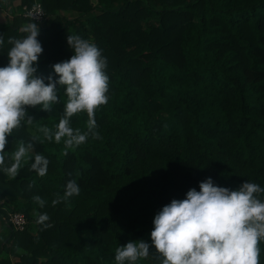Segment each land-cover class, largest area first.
I'll list each match as a JSON object with an SVG mask.
<instances>
[{
    "label": "trees",
    "instance_id": "obj_1",
    "mask_svg": "<svg viewBox=\"0 0 264 264\" xmlns=\"http://www.w3.org/2000/svg\"><path fill=\"white\" fill-rule=\"evenodd\" d=\"M13 1L0 0V8ZM19 1L0 20V67L9 63V38H24L32 22L21 11L35 0ZM36 1L49 17L37 23V75L58 79L52 66L73 55L67 36L79 35L107 60L109 100L95 114L101 138L89 134L67 156L63 140L38 131L55 132L63 117L59 85L60 102L49 112L29 107L33 124L22 122L7 137L6 157L38 136L31 156L49 165L43 177L32 159L14 179L0 171V216L22 212L28 220L15 230L0 219L8 229L0 231V264H116V249L138 240L150 255L136 264H161L151 231L163 206L209 177L230 190L245 181L264 188V0ZM87 120L74 115L70 126L85 132ZM69 179L80 194L53 206ZM42 214L51 227L37 223Z\"/></svg>",
    "mask_w": 264,
    "mask_h": 264
},
{
    "label": "clouds",
    "instance_id": "obj_2",
    "mask_svg": "<svg viewBox=\"0 0 264 264\" xmlns=\"http://www.w3.org/2000/svg\"><path fill=\"white\" fill-rule=\"evenodd\" d=\"M30 23L22 31L27 35L22 39L10 37L12 45L7 52L9 63L0 67V171L14 179L21 166L32 159L31 169L43 177L47 174L49 160L31 153L32 141H40L36 135L27 143L21 142L10 156L5 155L7 137L22 126L33 124L34 118L27 114L29 107H40L51 111L60 102L59 85L64 88L66 102L64 114L55 132L46 126L39 132L48 141L64 142V155L68 150L86 142L89 134L100 139L95 129L96 110L108 103L109 76L106 74L107 60L98 46L79 35H68V46L73 55L52 67L58 79L52 75L45 78L37 75L39 57L43 52L39 26L34 22V13L28 14ZM4 40L0 36V45ZM86 113L87 131L73 129L70 120L74 115ZM6 161H10L6 162ZM199 191L188 190L186 198L173 199L163 206L154 217L151 242L161 257V264H260V242L264 241V200L259 194L264 188L245 181L238 190L215 186L211 177L200 182ZM80 186L75 179H69L63 196L57 194L52 205L69 200L80 194ZM34 201L44 207L46 201L34 196ZM47 214L38 217L37 223L44 228L51 227ZM150 245L144 240L129 241L116 249V264H136L147 259Z\"/></svg>",
    "mask_w": 264,
    "mask_h": 264
},
{
    "label": "built area",
    "instance_id": "obj_3",
    "mask_svg": "<svg viewBox=\"0 0 264 264\" xmlns=\"http://www.w3.org/2000/svg\"><path fill=\"white\" fill-rule=\"evenodd\" d=\"M19 3L20 1L18 0L17 2L14 1L12 5L6 4L4 7H2L3 8L2 11L4 12L5 16L10 17L11 16V12L9 9L10 6H18ZM29 13H34L35 23L46 24L48 22L49 17L44 11L39 1L35 0L34 4L31 6H26V5L22 6L21 15L24 18L31 20L30 16L28 15ZM0 219L3 223L10 225L15 230H23L28 224V220L24 215V213L22 212L7 211L6 214H2L0 216Z\"/></svg>",
    "mask_w": 264,
    "mask_h": 264
},
{
    "label": "rangeland",
    "instance_id": "obj_4",
    "mask_svg": "<svg viewBox=\"0 0 264 264\" xmlns=\"http://www.w3.org/2000/svg\"><path fill=\"white\" fill-rule=\"evenodd\" d=\"M14 2V1H13ZM13 2L12 3H10L11 5L13 4ZM15 2H17V1H15ZM2 7L0 8V20H2V21H4L3 19H4V17H5V14H4V12L2 11ZM7 17V16H6ZM5 17V18H6ZM17 150V149H16ZM7 228H5L4 226H2V223L0 222V231H1V233H7Z\"/></svg>",
    "mask_w": 264,
    "mask_h": 264
},
{
    "label": "crops",
    "instance_id": "obj_5",
    "mask_svg": "<svg viewBox=\"0 0 264 264\" xmlns=\"http://www.w3.org/2000/svg\"><path fill=\"white\" fill-rule=\"evenodd\" d=\"M15 1H18V0H15Z\"/></svg>",
    "mask_w": 264,
    "mask_h": 264
}]
</instances>
